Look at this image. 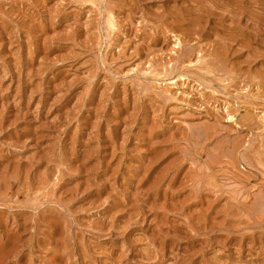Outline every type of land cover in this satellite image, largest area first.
Returning <instances> with one entry per match:
<instances>
[{
  "label": "rangeland",
  "instance_id": "obj_1",
  "mask_svg": "<svg viewBox=\"0 0 264 264\" xmlns=\"http://www.w3.org/2000/svg\"><path fill=\"white\" fill-rule=\"evenodd\" d=\"M0 264H264V0H0Z\"/></svg>",
  "mask_w": 264,
  "mask_h": 264
},
{
  "label": "bare ground",
  "instance_id": "obj_2",
  "mask_svg": "<svg viewBox=\"0 0 264 264\" xmlns=\"http://www.w3.org/2000/svg\"><path fill=\"white\" fill-rule=\"evenodd\" d=\"M220 165V164H219ZM192 179V178H191Z\"/></svg>",
  "mask_w": 264,
  "mask_h": 264
}]
</instances>
